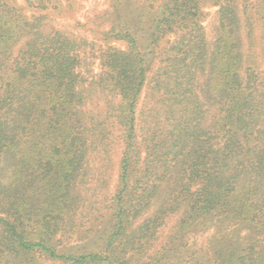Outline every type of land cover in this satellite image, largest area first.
<instances>
[{"label":"trees","instance_id":"16d2710c","mask_svg":"<svg viewBox=\"0 0 264 264\" xmlns=\"http://www.w3.org/2000/svg\"><path fill=\"white\" fill-rule=\"evenodd\" d=\"M80 1L0 0V264H264V0Z\"/></svg>","mask_w":264,"mask_h":264},{"label":"rangeland","instance_id":"374dc122","mask_svg":"<svg viewBox=\"0 0 264 264\" xmlns=\"http://www.w3.org/2000/svg\"><path fill=\"white\" fill-rule=\"evenodd\" d=\"M105 7L106 0H81L79 8L75 11V13L62 17H54L53 19H51V22H53L54 25H63L78 28L80 32L90 34L87 29L88 27L77 26L79 24H76V22H89V27H95V25H92L95 22L94 15L100 12ZM204 12V24L207 28L208 33H211L212 25L215 22V7L205 6ZM90 37L92 38V35ZM93 38L99 46L106 47L107 42L102 40V37L100 35L95 34ZM116 45L118 47H125V44L123 42H117Z\"/></svg>","mask_w":264,"mask_h":264}]
</instances>
